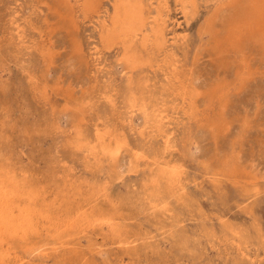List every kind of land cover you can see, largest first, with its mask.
I'll return each instance as SVG.
<instances>
[{"label": "rangeland", "instance_id": "374dc122", "mask_svg": "<svg viewBox=\"0 0 264 264\" xmlns=\"http://www.w3.org/2000/svg\"><path fill=\"white\" fill-rule=\"evenodd\" d=\"M0 264H264V0H0Z\"/></svg>", "mask_w": 264, "mask_h": 264}, {"label": "bare ground", "instance_id": "6f19581e", "mask_svg": "<svg viewBox=\"0 0 264 264\" xmlns=\"http://www.w3.org/2000/svg\"><path fill=\"white\" fill-rule=\"evenodd\" d=\"M139 2V1H138ZM165 2V1H164ZM125 3V2H124ZM134 5V4H133ZM138 5V4H137ZM135 6V5H134ZM139 6V5H138ZM135 8V7H134ZM128 10V9H127ZM134 10V9H133ZM138 10V9H137ZM135 12V11H134ZM139 11H137V13H138ZM127 15V14H126ZM132 15V14H131ZM141 15H142V13H141ZM127 17H129V19L131 18V16L128 14V16ZM120 20V19H119ZM132 20V19H131ZM131 20H129V21H131ZM128 21V20H127ZM134 21V20H133ZM142 21V20H141ZM120 22V21H119ZM128 23V22H127ZM138 23V22H137ZM113 26V25H112ZM153 29V28H152ZM156 29V28H155ZM117 32V31H116ZM108 35V34H107ZM124 35V34H123ZM155 36V35H154ZM118 39V38H117ZM124 49V48H123ZM126 55V54H125ZM130 58V57H129ZM133 60V59H132ZM140 62V61H139ZM136 65V64H135ZM132 66V65H131ZM137 66V65H136ZM118 146V145H117Z\"/></svg>", "mask_w": 264, "mask_h": 264}]
</instances>
